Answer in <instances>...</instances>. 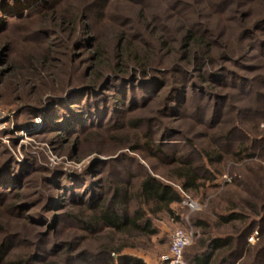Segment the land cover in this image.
<instances>
[{
	"label": "rangeland",
	"instance_id": "rangeland-1",
	"mask_svg": "<svg viewBox=\"0 0 264 264\" xmlns=\"http://www.w3.org/2000/svg\"><path fill=\"white\" fill-rule=\"evenodd\" d=\"M6 1L35 7L16 16L4 10ZM176 1L0 0V264H90L103 245L123 247V254L147 264H167L177 229L193 232L187 264L208 236L230 234L245 247L227 253L226 264H248L258 250L264 261V240H245V223L217 225L233 204L243 211V199L264 203V100L256 97L264 93V26L244 46L240 40L242 27L260 22L264 0H231L224 13L212 9L220 0H188L186 18L175 16L183 0L178 7ZM186 24L199 25L213 42L214 60L203 64L210 80L203 84V72L182 60ZM120 34L153 65L147 72L130 65L127 81L107 69ZM97 47L104 57L100 71ZM42 56L44 76L35 63L26 70ZM134 80L133 87L120 84ZM134 93L136 102L128 101ZM82 118L93 119L76 125ZM212 149L222 152L221 161L203 158ZM173 157L195 166L205 161L208 172L197 168L198 189L183 191ZM149 174L182 196L172 214L155 202L145 205L155 234L89 229L81 221L114 202L118 191V200L127 198L122 208L139 207L137 189ZM203 220L208 227L198 225Z\"/></svg>",
	"mask_w": 264,
	"mask_h": 264
},
{
	"label": "trees",
	"instance_id": "trees-1",
	"mask_svg": "<svg viewBox=\"0 0 264 264\" xmlns=\"http://www.w3.org/2000/svg\"><path fill=\"white\" fill-rule=\"evenodd\" d=\"M188 0H183L182 1V7L180 11L176 13L175 16L178 18L183 16L186 18L184 15V9L190 7H186ZM108 2V0H103V3ZM177 2H180L179 0L176 1L177 7L178 4ZM235 2H232L231 0H220V2L214 3L212 5L213 11H220V12H228L230 10L231 6L230 4H234ZM239 4H244V3H238ZM29 2L27 5L24 3H21L19 6L17 5H11L9 3L3 5L4 10L6 12H13L14 15L17 16V13H20L19 10L23 9L24 12L30 9H33L35 6L30 4ZM229 8V9H228ZM17 10V11H16ZM47 12H43L41 14L42 18H46L48 16ZM183 19V18H182ZM260 22L258 24L252 25V26H244L242 27L243 30L240 32V40H241V45L244 46L245 39L249 37V34L252 32H257L258 30L263 29L262 27L264 26V15L259 18ZM73 22L72 19H68L64 21V23H71ZM185 27V32L183 35V49L184 53L182 55V60H184L185 65H193L195 68L203 72L201 75V84L207 82L210 80L208 76V72L204 71L205 67H203V64H207L209 62H212L214 60L212 58V52H213V42L208 39V36L206 35L205 31L201 30L199 25H191V24H186L184 25ZM252 29H254L252 31ZM124 37L123 34L119 35V39L121 42H119L115 48V57L114 61L112 64L107 65V69L111 71V76L116 77L117 79H121L122 81H127L128 79V71H129V66L133 65L134 69L136 71L140 72H147L151 67L153 66L151 62V59L145 50H141L140 48H133V45L131 43L124 44V40L122 39ZM99 47V46H98ZM98 47L95 50V62L96 64H99L97 66V69L100 71V67L103 66V62L100 63V51ZM103 57V54L101 55ZM104 58V57H103ZM47 58L45 56L40 57L39 59H36L35 61H29L28 65H26V70L27 68H34L40 66L41 72L40 75L44 76L45 73L42 71L46 66ZM14 70V68H13ZM35 70V69H33ZM18 73V76H22L23 72L20 71H25L21 69L16 70ZM16 74V73H15ZM43 74V75H42ZM133 76V75H132ZM144 76L146 74L144 73ZM134 78V77H133ZM110 79V78H109ZM112 79V78H111ZM119 79V80H120ZM120 80V81H121ZM134 81H129V82H121L120 84H131V86H135L132 82ZM144 82V81H142ZM111 84V83H110ZM115 84H119L115 82ZM110 86V85H109ZM118 88V87H116ZM128 91V89L126 90ZM127 93H123V95L126 96ZM136 95L134 93V96L128 98V101L136 102L137 100ZM256 97L259 99L264 100V93L256 92ZM124 102L125 101H120ZM135 104V103H134ZM100 109V107L98 108ZM97 112V111H96ZM98 113V112H97ZM259 113L261 114V124H264V103L259 109ZM96 116V115H95ZM94 116V117H95ZM98 116V115H97ZM225 114L221 115V119L225 117ZM93 117V118H94ZM92 118V119H93ZM85 119V118H84ZM83 118L76 121V125H81L86 121L89 122L92 119L84 120ZM219 119V121H221ZM260 124V125H261ZM263 131V130H262ZM222 137V136H220ZM227 138V137H226ZM219 137L217 136L216 142L217 146L221 147L219 145ZM262 141L264 140V134L261 137ZM263 148H264V143H263ZM249 148H253L252 146ZM223 150V148H220ZM242 150H245V148H240L238 151H234V155L239 156ZM248 151V148H247ZM206 153V154H205ZM204 153V159L207 160L209 163L214 161H221L222 160V152L217 151L216 149H212L210 151H205ZM263 155V154H262ZM176 159V160H174ZM174 160V161H173ZM173 164L177 165L176 170L179 171L178 178L181 182V188L183 191H189L192 189H198L200 185L198 184L199 180H201L202 175L200 172H198L197 168L200 170H203L204 172L207 171V165L202 163L201 165H194L192 161L187 160V159H181V158H172ZM241 183L243 180L240 181ZM243 186L247 189V193H250V187L249 183L245 182L243 183ZM139 198H140V205L133 211H129L127 207L122 208V206H126L127 198L126 197H121L120 200H118V195L120 194L119 191L117 192L116 197L114 198V202L110 203L109 205L105 206H96L93 210L94 213L90 215V217H87L86 219H82L81 221L89 228H94L97 226H102L106 227L108 229L115 230L120 233H124L125 231L131 229V230H136V231H141L145 232L148 235H153L156 233V230L152 227V221L151 219L146 218V213L147 210L145 208V205H149L151 202H155L156 204H159L161 210H166L168 213H173V210L171 209V205L174 203L182 202V196L181 193L174 188L171 184L162 182L160 179L153 177L152 175H148L143 181L141 182L139 188L137 189ZM126 195V194H125ZM124 196V195H123ZM244 202V207L243 211L242 209L239 208V205L233 204L231 208L230 213L226 214H220L218 215V222L217 225H225V224H233V227H235V224L233 222H243L245 223V227L240 231L242 232L243 237L245 240H248L249 234H252L251 232L255 230V226H258L259 221H256V216L260 217V219H264V203L261 204L258 201L254 200H247L243 199ZM95 205V204H94ZM241 207V206H240ZM242 208V207H241ZM241 211V212H240ZM253 216V219H252ZM146 218V220H144ZM199 226H205L208 227V223L203 220L198 222ZM236 229V228H235ZM258 237L257 239L260 240L261 238L264 240V226H258ZM237 232L239 233V228L237 229ZM207 236V235H206ZM236 235L230 234L227 236H220V237H207L204 241H201L198 245V251L192 254V258L190 260L191 264H226L229 262V255L231 251H235L237 247L240 249H244V245L237 243L236 242ZM257 240V241H258ZM103 250L98 253V256L96 255L95 257H91V263L90 264H99L96 262V260L101 259L103 262L102 264H147V262L142 259L141 257L134 256V255H129V254H123L122 250L123 247L120 248H114L110 247V245H103ZM264 247V244L260 249ZM251 249L247 250L250 251ZM113 253H118L119 256L117 259H114L112 254ZM229 253L227 256L226 254ZM234 253V252H232ZM262 255V250H258L257 255L255 254L254 257L250 255V260L248 261V264H264L263 259H261ZM185 256V254H184ZM1 257V253H0Z\"/></svg>",
	"mask_w": 264,
	"mask_h": 264
},
{
	"label": "built area",
	"instance_id": "built-area-1",
	"mask_svg": "<svg viewBox=\"0 0 264 264\" xmlns=\"http://www.w3.org/2000/svg\"><path fill=\"white\" fill-rule=\"evenodd\" d=\"M189 206L192 209L198 208L195 202L190 201ZM258 237V233H252L248 237L249 243H255ZM193 232L185 229H177L173 235L172 244L170 247L169 254L164 257V261L167 264H187L185 260V249L193 241Z\"/></svg>",
	"mask_w": 264,
	"mask_h": 264
}]
</instances>
